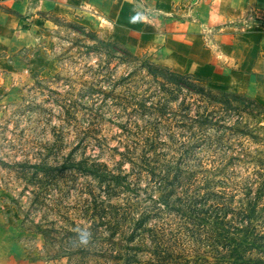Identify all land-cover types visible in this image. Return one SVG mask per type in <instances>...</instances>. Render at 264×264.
<instances>
[{
	"label": "rangeland",
	"instance_id": "1",
	"mask_svg": "<svg viewBox=\"0 0 264 264\" xmlns=\"http://www.w3.org/2000/svg\"><path fill=\"white\" fill-rule=\"evenodd\" d=\"M99 8L0 0V264H264V31L177 72Z\"/></svg>",
	"mask_w": 264,
	"mask_h": 264
},
{
	"label": "crops",
	"instance_id": "2",
	"mask_svg": "<svg viewBox=\"0 0 264 264\" xmlns=\"http://www.w3.org/2000/svg\"><path fill=\"white\" fill-rule=\"evenodd\" d=\"M93 1L106 35L177 72L197 73L216 53H232L239 23L259 24L264 31V0Z\"/></svg>",
	"mask_w": 264,
	"mask_h": 264
},
{
	"label": "trees",
	"instance_id": "3",
	"mask_svg": "<svg viewBox=\"0 0 264 264\" xmlns=\"http://www.w3.org/2000/svg\"><path fill=\"white\" fill-rule=\"evenodd\" d=\"M223 98H224V100H222L221 98L220 99H218V100H215V101H210V104H212V105H214V106H216V107H223V106H227V104H228V106L230 105V107H233V104H232V102L231 101H234V102H237L238 104H241L242 105V107H251V108H253L252 107V105H249V104H247V103H241V102H239L237 99H235V98H227L226 97V100H225V97L224 96H222ZM250 109V108H249ZM252 111V110H251ZM200 118H202V115L200 116L199 115V119ZM219 123H220V121H218ZM237 126L239 125V123H237L236 124ZM218 127H219V125H218ZM223 129H224V133H223V135H222V139H224V136H225V134H226V132L227 131H229V133L231 134V133H238V134H241V133H243V132H241V130H239L238 128H234L233 130H231V129H229V128H224V126H221ZM235 131V132H234ZM235 133V136L233 137V138H238V134H236ZM228 149H230V148H228ZM223 151H225V149L223 150ZM240 151H241V149H240Z\"/></svg>",
	"mask_w": 264,
	"mask_h": 264
}]
</instances>
